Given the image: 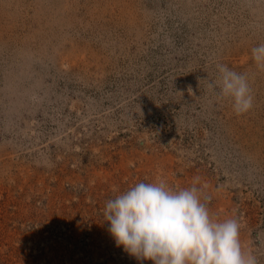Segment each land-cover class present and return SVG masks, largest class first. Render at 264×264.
<instances>
[{"label": "rangeland", "instance_id": "obj_1", "mask_svg": "<svg viewBox=\"0 0 264 264\" xmlns=\"http://www.w3.org/2000/svg\"><path fill=\"white\" fill-rule=\"evenodd\" d=\"M264 0H0V264H152L105 202L195 185L264 264ZM247 76L252 109L208 87Z\"/></svg>", "mask_w": 264, "mask_h": 264}, {"label": "clouds", "instance_id": "obj_2", "mask_svg": "<svg viewBox=\"0 0 264 264\" xmlns=\"http://www.w3.org/2000/svg\"><path fill=\"white\" fill-rule=\"evenodd\" d=\"M251 57L264 68V43L251 49ZM218 78L208 87L231 98L237 115L249 112L254 96L246 75L217 64ZM104 221L117 246L152 264H257L245 253L240 221L214 219L199 189H173L161 179L138 182L105 202Z\"/></svg>", "mask_w": 264, "mask_h": 264}]
</instances>
